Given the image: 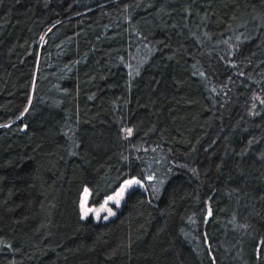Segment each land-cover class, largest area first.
Segmentation results:
<instances>
[{
	"label": "trees",
	"instance_id": "trees-1",
	"mask_svg": "<svg viewBox=\"0 0 264 264\" xmlns=\"http://www.w3.org/2000/svg\"><path fill=\"white\" fill-rule=\"evenodd\" d=\"M0 264H264V0H0Z\"/></svg>",
	"mask_w": 264,
	"mask_h": 264
},
{
	"label": "rangeland",
	"instance_id": "rangeland-1",
	"mask_svg": "<svg viewBox=\"0 0 264 264\" xmlns=\"http://www.w3.org/2000/svg\"><path fill=\"white\" fill-rule=\"evenodd\" d=\"M136 187L144 188V184L138 179L126 180L115 193L107 196L99 205L90 204V191L86 189L81 198L82 219L91 218L96 222L113 219L121 209L128 192Z\"/></svg>",
	"mask_w": 264,
	"mask_h": 264
}]
</instances>
